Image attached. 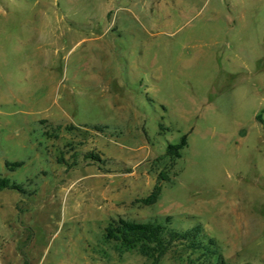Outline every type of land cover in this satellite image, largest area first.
I'll return each instance as SVG.
<instances>
[{
	"label": "rangeland",
	"instance_id": "374dc122",
	"mask_svg": "<svg viewBox=\"0 0 264 264\" xmlns=\"http://www.w3.org/2000/svg\"><path fill=\"white\" fill-rule=\"evenodd\" d=\"M0 179V264H264V0H0Z\"/></svg>",
	"mask_w": 264,
	"mask_h": 264
},
{
	"label": "trees",
	"instance_id": "16d2710c",
	"mask_svg": "<svg viewBox=\"0 0 264 264\" xmlns=\"http://www.w3.org/2000/svg\"><path fill=\"white\" fill-rule=\"evenodd\" d=\"M164 110V108H162ZM161 130V125L159 126ZM73 129V128H71ZM70 129V130H71ZM97 130V128H93ZM187 147V136L182 135L179 140L174 144H167L162 154V157H167L171 161H175L181 157V152ZM166 179L159 174L157 183L153 186L151 192L148 196L140 200V202L145 206L154 205L161 193L160 182ZM11 189L19 191L20 188L15 184L11 183L8 179H0V190ZM170 218L165 219L166 227L169 223ZM165 224H150V223H133L128 222L123 219L118 218L117 220H111L108 226L104 229V236L106 240H112L116 242H122L129 246H135L137 243H141V251L146 255L149 251L153 250L148 245L154 244L156 247L163 245L164 235L162 231L165 229ZM194 232L191 230H185L181 233L175 232L174 230H169L166 233L167 241L165 246H170L175 241H186L189 238L196 240L197 235H201L202 228L200 224H196L194 227ZM192 244L194 250H198L202 256L215 254L219 264H225L224 260L219 253L218 246L215 240L209 238L207 235L202 234L200 239L194 241Z\"/></svg>",
	"mask_w": 264,
	"mask_h": 264
}]
</instances>
